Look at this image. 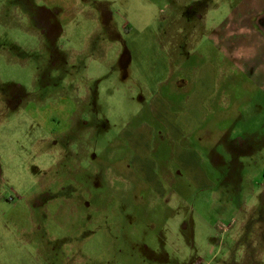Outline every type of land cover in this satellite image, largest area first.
<instances>
[{
  "label": "rangeland",
  "instance_id": "374dc122",
  "mask_svg": "<svg viewBox=\"0 0 264 264\" xmlns=\"http://www.w3.org/2000/svg\"><path fill=\"white\" fill-rule=\"evenodd\" d=\"M220 2L0 0V264H264L254 247L264 246V195L253 198L261 224L240 232L252 192L240 155L201 160L228 169L229 213L171 160L175 183L159 203L130 171L121 136L153 124L162 58L196 30L204 38L200 17ZM233 121L228 147L240 137ZM155 147L145 143L147 162L166 165Z\"/></svg>",
  "mask_w": 264,
  "mask_h": 264
},
{
  "label": "crops",
  "instance_id": "0c3cea01",
  "mask_svg": "<svg viewBox=\"0 0 264 264\" xmlns=\"http://www.w3.org/2000/svg\"><path fill=\"white\" fill-rule=\"evenodd\" d=\"M222 1L224 8L218 4L211 14L200 17L206 26L204 38L196 30L194 42L188 40L177 46L178 56L169 53L162 58L155 76L157 88L148 101L153 124L143 123L142 128L124 131L121 136L126 137L124 143L134 152L129 159L130 171L144 189L158 197L159 203L175 183L169 160L183 167L186 181L195 190L210 191V196L218 201L226 197L228 169L204 168L201 160H211L231 148L240 155V182L248 183L245 186L252 191L240 205V210L244 207L243 213L240 211V232H245L248 224H261L253 198L264 195V0ZM223 9L225 15L218 19L214 14H222ZM181 52L185 53L183 60L179 58ZM236 119L240 137L230 139L228 147L227 120L233 126ZM151 139L157 144L158 156L168 160L166 165L159 167L154 161L147 162L148 149L144 145ZM257 171L262 173V183L255 181ZM258 205L261 206L260 201ZM220 206H225L229 213L227 200ZM255 235L264 238V233ZM234 240L227 238L221 251H227L228 242L235 244ZM256 243L255 248L264 249ZM212 258H218L216 263H224L219 256ZM244 264L256 263L253 260Z\"/></svg>",
  "mask_w": 264,
  "mask_h": 264
}]
</instances>
